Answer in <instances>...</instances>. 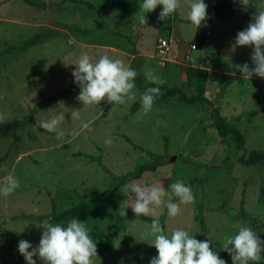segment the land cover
Returning a JSON list of instances; mask_svg holds the SVG:
<instances>
[{
  "label": "rangeland",
  "instance_id": "obj_1",
  "mask_svg": "<svg viewBox=\"0 0 264 264\" xmlns=\"http://www.w3.org/2000/svg\"><path fill=\"white\" fill-rule=\"evenodd\" d=\"M35 1L53 5L37 9L22 0H0V123L12 124L0 129V157L7 154L0 162V186L8 174L19 181L10 196L0 195V264L15 260L21 240L33 247L39 245L46 220L36 221L33 217L48 214L51 201L63 191L99 200L108 197L118 210L127 208L125 231L115 236L107 251L93 257V264H149L157 255L150 246L154 238L142 234L151 223L135 216L130 198L121 191L133 180H126L114 193L109 192L114 185L113 176H122L140 165L155 168L135 179L141 186H163L168 191L177 180L186 183L192 178L206 179L190 186L194 194L191 204H181L178 216L164 218L165 235L181 228L197 240L209 239L219 257L224 237L236 235L243 226L251 227L264 241V199H260L261 195L264 197V165L243 167L235 163L232 146L220 141L208 118L216 107L226 121L237 120L244 135V154L264 151V79L252 76L248 80L240 75L236 66H254L252 48H233L235 34L231 30L232 26L247 27L255 12L264 10V0H251L246 10L239 0H232L235 14L227 20H211L201 45L194 34L196 28L186 18L189 0H181V7L164 21L158 20L162 7L144 13L140 9L143 0H114L111 9L108 4L113 0H82L91 4L93 10L68 2L57 5L60 0ZM141 15H145L146 25L140 23ZM74 28L86 30L87 34H72L70 30ZM40 32L49 33V38L22 54L3 53ZM175 32L185 47L182 64L177 62V48L172 41ZM167 37L171 39L169 61L158 68L155 60L145 56H151L157 38ZM127 39L133 42L131 46ZM224 42L228 46H221ZM190 44L200 47L190 51ZM129 48L145 55L140 60L165 81L162 85L153 83L156 86L180 87L185 82L181 79L182 67L207 71L204 97L211 107L199 110L172 100L164 105L154 104L147 114L141 107L130 114L129 107L143 93L136 88L134 101L123 105L102 101L97 107L78 102V91L70 100L45 103L27 118L35 105L74 80L71 73L82 54H88L93 63L105 54L126 63L120 54H127ZM194 59L207 61L203 65ZM140 73L150 82L145 66ZM223 75L228 82L222 89ZM185 91L193 94L192 89ZM68 109H81L80 120L72 119ZM60 113L65 115L58 129L63 136L39 128L37 123ZM82 122L89 123L90 129L82 128ZM107 139L112 143L106 144ZM175 203H179V198ZM153 207L159 216L163 206ZM197 214L203 219L204 231L194 219ZM33 259L36 264H43L38 257ZM15 264H25L24 257Z\"/></svg>",
  "mask_w": 264,
  "mask_h": 264
},
{
  "label": "clouds",
  "instance_id": "obj_2",
  "mask_svg": "<svg viewBox=\"0 0 264 264\" xmlns=\"http://www.w3.org/2000/svg\"><path fill=\"white\" fill-rule=\"evenodd\" d=\"M239 2L244 10L251 6V0H239ZM157 6L162 7L158 20L164 21L181 7V0H143L140 9L144 13H149L155 10ZM186 18L197 30L202 22L207 19V5L204 0H189V11ZM139 21L143 25L147 24L145 15H141ZM176 36L177 33L175 32L172 41L177 48L178 55V47L181 41ZM157 40L155 50L159 61L164 58L162 65L160 64L163 68L165 63L169 61L167 57L171 39L167 37ZM160 41L167 43L168 49L164 55L159 54ZM191 46L193 49L190 48ZM249 46L252 48L251 61L254 66L250 68L248 63H244L236 67L248 80L252 76L264 79V10L255 12L247 27L236 34L232 45L233 48ZM196 48L197 46L193 44L189 45L190 51L196 50ZM183 53L184 62V43ZM199 61L204 65V61ZM192 64L194 65V62ZM71 75L74 78V83L79 86V95L76 99L83 106L93 105L97 107L102 101L123 105L128 101L136 100V93L133 90L136 87L134 80L138 73L131 66H126L121 59H111L105 54L93 63L92 58L85 53L80 56ZM145 75L152 83L158 85L165 83L152 70H147ZM160 95L159 87L146 88L140 95V104L144 114L152 109L156 98ZM69 111L72 119L80 120L81 109ZM99 111L102 115V110L99 109ZM0 119L3 117L0 116ZM64 120L65 115L60 113L37 124L46 132H56L57 136L60 137L64 133L58 129ZM81 126L84 129H90L87 122H82ZM105 143L111 144L112 140L107 139ZM4 181L5 183L0 186V195L8 197L19 187V181L12 174L6 175ZM121 191L130 198L132 202L130 208L136 217L149 215L156 217L152 220L150 227L142 234L144 237L151 236L154 238L150 246L156 249L157 255L150 259L149 264H226V261L221 259L217 252L210 247L212 242L209 239L197 240L181 228L173 229L170 236L164 234L158 214L154 211L153 206L165 207L169 217L178 216L181 212V204H191L194 201L192 188L183 181L177 180L170 185V190L166 191L163 186H141L133 180L123 185ZM173 196L179 198V203L173 202ZM126 209L119 208L122 217L127 215ZM89 232L90 229L86 222H82L76 217L70 219L66 226L60 223H49L46 220L39 245L33 247L28 241L21 240L18 243V252L24 257L25 264H36L33 257H38L43 264H93V257L98 258L97 244ZM221 248L229 254L232 264H250V262H259L264 258L262 257L264 241L248 226L241 227L234 236L226 235Z\"/></svg>",
  "mask_w": 264,
  "mask_h": 264
},
{
  "label": "trees",
  "instance_id": "obj_3",
  "mask_svg": "<svg viewBox=\"0 0 264 264\" xmlns=\"http://www.w3.org/2000/svg\"><path fill=\"white\" fill-rule=\"evenodd\" d=\"M22 1L26 5L35 7L37 9H44L46 6L49 7L53 5L52 3L46 5L43 2H37L35 0ZM66 2L82 5L87 10H93L91 4L82 0H60L57 5H61ZM204 3L207 5V19L206 21L202 22V25L197 30L195 29V37L197 39V43L200 45L205 40L206 27L211 20H213L214 18L227 20L234 13V3L232 0H204ZM113 4L114 0L110 1V3L108 4V8L111 9ZM167 21H169V19ZM245 28V25L232 26L231 30L234 32L236 37V34L244 30ZM70 32L72 34H78L80 36H85L87 34L86 30H79L77 28L71 29ZM49 36V33L46 32L34 34L28 39L22 40L20 44L14 45L13 47H9L7 50L3 51V53L5 54L9 53L10 51H14V53H16L17 55L22 54L26 52L29 47L45 39H48ZM127 43L129 44V46L133 44V42L129 39H127ZM155 46L156 41L154 43V48L151 56L142 55L136 50L130 48L126 50L127 54H120L126 59V66H131V68L138 73L137 77L134 80V83L136 85L135 88L140 92H144L146 88L159 87L161 95L156 98L154 103L157 105L168 104L172 100H175L184 106H192L199 110H204L205 107H211L210 101L206 99V97H204V88L207 79V71L205 70L196 69L194 67H182V69L184 68L186 80L184 83H181L180 87L156 86L153 83L145 81L142 74L140 73V69H143V66H145L147 71L148 68L147 63L142 62V60H140L141 57L145 56L155 60L157 65L159 66L158 68H162V66H160ZM227 82L228 77L223 75L221 79L222 89L226 88ZM186 89H192L193 94L190 93L188 95L185 91ZM78 91L79 86L74 83V80L69 81L68 84H66V86L62 90L54 93L51 97L44 100L43 103L35 105V107L28 113L27 118L30 119L36 110H40L44 107L45 103L57 102L61 100H70L72 96ZM140 107V99H138L137 101L133 102L129 107V113H134ZM249 114V116H251L253 113ZM208 118L210 121L211 128L214 129L220 141L226 144V146H232V157L235 163L243 167H253L258 164L264 165V151H249L248 153L244 154V135L238 129V125L236 123L237 120L226 121L225 118L219 114L218 109L216 107H213L210 110ZM8 126H12V124L6 125L4 123H0V129H3ZM6 155L7 154L5 153L2 157H0V162L6 159ZM87 160L91 161L92 158L87 157ZM154 169V166L140 165L136 166L133 171L128 172L122 176H113L112 180L114 185L109 188V192L114 193L118 186L124 183L126 180L139 179L144 171H154ZM205 180V177L200 179L192 178L188 180L185 184L191 186L193 184H200ZM172 199L173 202H175L178 200V197L173 196ZM260 199H264L263 195L260 196ZM198 211H200L199 207ZM166 216L167 209L163 207L162 212L158 216L162 228L163 221ZM73 217H76L82 222H86L87 227L90 229L89 235L97 244V253H104L112 245L115 236L125 231L124 222L127 218V215L125 217H122L119 213V210L116 208L115 205L111 204V201L108 197L99 200V198L78 194L74 191H63V195H58L57 199H53L51 201V209L48 214L33 218L36 221L47 220L49 223H60L66 226L67 222ZM27 218L33 220L31 216H27ZM138 219L146 223H151L153 220L152 218H148L145 216H139ZM194 219L199 224L201 231H204V223L201 215L197 214ZM21 256L22 255L18 252L15 256V260L8 264H15V261L18 260ZM262 257H264V253H262ZM220 258L226 261V264H232L231 257L226 251L222 250ZM250 264H264V258H262L259 262H250Z\"/></svg>",
  "mask_w": 264,
  "mask_h": 264
},
{
  "label": "crops",
  "instance_id": "obj_4",
  "mask_svg": "<svg viewBox=\"0 0 264 264\" xmlns=\"http://www.w3.org/2000/svg\"><path fill=\"white\" fill-rule=\"evenodd\" d=\"M235 12H236V10L234 9V13H233V15L235 14ZM242 20L245 21V19H242ZM245 22H246V21H245ZM211 23H212V22H211ZM210 25H211V24H210ZM210 25H209L208 27H210ZM177 31H178V30H177ZM232 33H233V32H232ZM176 37L180 39L179 34H177ZM233 38H234V37H233ZM157 39H158V38H157ZM221 46L226 47V46H228V44H227V42H224V43L221 44ZM239 54H240V53H237V56H239ZM201 60L204 61V64H206V61H207L206 59H201ZM212 71H214V70H212ZM219 71H221V73L226 74V75H231V74L233 75V73L230 74V72H227V71H225V70H220V69H219ZM216 72H218V71H216ZM226 72H227L228 74H227ZM218 73H220V72H218ZM237 75L240 76V75H242V74L239 75V74L237 73Z\"/></svg>",
  "mask_w": 264,
  "mask_h": 264
},
{
  "label": "water",
  "instance_id": "obj_5",
  "mask_svg": "<svg viewBox=\"0 0 264 264\" xmlns=\"http://www.w3.org/2000/svg\"><path fill=\"white\" fill-rule=\"evenodd\" d=\"M178 49H179V51H178V55H177V61L182 63L183 62V55H184V53H183V43H181V42L179 43ZM182 78L186 80L184 71H182V73H181V79Z\"/></svg>",
  "mask_w": 264,
  "mask_h": 264
},
{
  "label": "built area",
  "instance_id": "obj_6",
  "mask_svg": "<svg viewBox=\"0 0 264 264\" xmlns=\"http://www.w3.org/2000/svg\"><path fill=\"white\" fill-rule=\"evenodd\" d=\"M191 49H193V46H191L190 47ZM167 43L165 42V41H160V43H159V54L160 55H164V54H166V52H167ZM163 60H164V58L162 59H160V64L162 65V63H163Z\"/></svg>",
  "mask_w": 264,
  "mask_h": 264
}]
</instances>
